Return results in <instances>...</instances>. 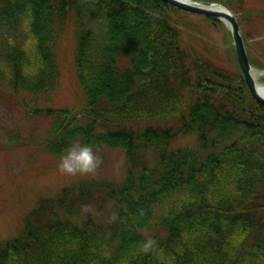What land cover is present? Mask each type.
Wrapping results in <instances>:
<instances>
[{"label": "trees", "instance_id": "16d2710c", "mask_svg": "<svg viewBox=\"0 0 264 264\" xmlns=\"http://www.w3.org/2000/svg\"><path fill=\"white\" fill-rule=\"evenodd\" d=\"M213 1L241 23L264 18L247 0ZM221 23L162 0H0V84L13 93L48 95L58 40L75 32L80 107L25 105L54 117L48 149L90 143L127 161L119 182L80 176L38 198L0 239V264H264V105L235 46L225 58L211 38Z\"/></svg>", "mask_w": 264, "mask_h": 264}, {"label": "rangeland", "instance_id": "374dc122", "mask_svg": "<svg viewBox=\"0 0 264 264\" xmlns=\"http://www.w3.org/2000/svg\"><path fill=\"white\" fill-rule=\"evenodd\" d=\"M256 12L264 11V0H247ZM243 13H239L241 16ZM74 27V23L71 24ZM27 47L34 51L30 34L25 28ZM242 32L247 37L248 47L259 51L264 49V18L254 17L242 23ZM228 27L222 23L211 31L222 56L232 55L233 41L228 35ZM60 78L48 95L35 97L23 92H11L0 84V239L15 236L25 215L41 196H55L63 186L76 182L81 175L62 174L58 162L66 148L57 152L45 144L49 132L53 130L54 117L37 115L29 117L25 105L34 108L47 106H77L82 102L83 90L78 81L75 66L76 37L73 28L58 40ZM31 52V53H32ZM261 56V54H260ZM29 63L28 65H30ZM27 65V66H28ZM30 67V66H29ZM32 68V66H31ZM38 68L35 70L37 72ZM256 80L264 86V71L255 70ZM30 94V93H29ZM28 105V106H29ZM80 118L86 117L81 113ZM16 135V139L9 135ZM76 143V142H75ZM102 163L94 174L82 177L125 179L127 161L122 150L106 147L95 148ZM95 209L96 207H91Z\"/></svg>", "mask_w": 264, "mask_h": 264}, {"label": "water", "instance_id": "95a60500", "mask_svg": "<svg viewBox=\"0 0 264 264\" xmlns=\"http://www.w3.org/2000/svg\"><path fill=\"white\" fill-rule=\"evenodd\" d=\"M181 10L222 19L229 27L233 43L236 50L237 60L245 81L253 95V97L262 105H264V94L261 93L260 84L254 75L256 68L251 63L244 37L242 34L241 23L236 14L227 6L212 0H162Z\"/></svg>", "mask_w": 264, "mask_h": 264}, {"label": "clouds", "instance_id": "9594fccd", "mask_svg": "<svg viewBox=\"0 0 264 264\" xmlns=\"http://www.w3.org/2000/svg\"><path fill=\"white\" fill-rule=\"evenodd\" d=\"M102 163L94 146L90 143H71L64 150L58 162V169L62 174L90 175L94 174ZM155 240L149 238L141 246L144 253L150 252L155 246Z\"/></svg>", "mask_w": 264, "mask_h": 264}, {"label": "bare ground", "instance_id": "6f19581e", "mask_svg": "<svg viewBox=\"0 0 264 264\" xmlns=\"http://www.w3.org/2000/svg\"><path fill=\"white\" fill-rule=\"evenodd\" d=\"M259 89H260L261 93L264 94V86L263 85H260L259 86Z\"/></svg>", "mask_w": 264, "mask_h": 264}]
</instances>
